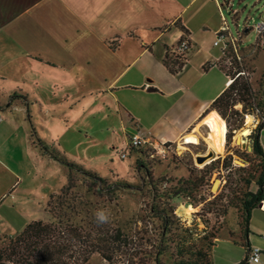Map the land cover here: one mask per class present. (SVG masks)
Here are the masks:
<instances>
[{
    "label": "crops",
    "instance_id": "1",
    "mask_svg": "<svg viewBox=\"0 0 264 264\" xmlns=\"http://www.w3.org/2000/svg\"><path fill=\"white\" fill-rule=\"evenodd\" d=\"M220 26L217 0H0V234L48 222L47 201L67 184L68 168L32 132L98 175L94 163H113L136 132L176 145L194 133L200 143L194 131L229 84L213 45ZM185 36L186 61L171 72L166 49ZM251 58L261 96L264 49ZM259 143L264 153V128ZM235 217L209 251L212 264H252L248 248L264 252V212L251 211L246 232Z\"/></svg>",
    "mask_w": 264,
    "mask_h": 264
},
{
    "label": "trees",
    "instance_id": "2",
    "mask_svg": "<svg viewBox=\"0 0 264 264\" xmlns=\"http://www.w3.org/2000/svg\"><path fill=\"white\" fill-rule=\"evenodd\" d=\"M177 45L178 42L172 48L166 49V54L170 60L169 62L165 61V64L171 72L182 68L190 50L189 47L183 54H179L176 51ZM223 56L230 59L231 67L228 72L224 70L222 65L221 69L232 81L214 99L209 111L217 112L224 119L227 116L242 117L259 114L261 122L249 135L251 143L248 146L250 148L248 153L260 159V172L255 180L249 178L245 181L246 185H250L254 181V191L244 192L238 203L229 200L226 204H221L217 210L208 208L209 205H213V202L199 194L203 187L208 184L214 166L221 162L220 158L210 162L202 170L195 167L188 168L186 170L187 177L174 179V186L162 191L159 190L160 180H154L152 175L146 171V177L152 190L149 213L158 221L157 234L154 237L142 236L141 232L134 230L125 232L110 222L98 224L96 217H92L86 225L64 222L60 217H56L57 221H32L16 236L0 237V264H86L94 254H97L104 264H212L209 259V251L215 242L212 240L217 237L212 235V240H208L206 236L200 237L197 227H187L185 223L177 220L174 215L175 209L170 204L171 199L180 197L188 204L202 205V212L210 213L213 211L220 218L226 216L229 208H236L242 219V227L245 232L251 211L258 208L261 201H264V153L259 143V133L264 128V72L261 76L263 89L259 97L260 100L255 103L257 94L252 90L249 76L240 66L242 59L238 60L234 56L231 47ZM229 56L232 58H228ZM16 97L27 103L26 98L16 96L15 93L10 96V100ZM237 104H241V110L235 109ZM205 119H210L219 125L218 120L211 115ZM226 122L227 141L229 142L232 131L239 129L241 125L232 128L227 119ZM31 136L33 137V144L44 155H48L69 170L67 184L61 188L59 194H67L74 187L72 170L83 172L99 184L106 185L105 179L78 164L68 161L55 146L43 142L35 136L34 132ZM127 149L128 155H131L135 150L143 153L151 150V147L132 148L127 146ZM239 170L241 169H235V171ZM232 183L225 181L222 186L223 190L228 193L230 189L228 186ZM52 198L53 196L49 198L46 206L50 205ZM199 214L195 213L194 216ZM203 223H207V221L204 220ZM171 260L172 262H166Z\"/></svg>",
    "mask_w": 264,
    "mask_h": 264
},
{
    "label": "rangeland",
    "instance_id": "3",
    "mask_svg": "<svg viewBox=\"0 0 264 264\" xmlns=\"http://www.w3.org/2000/svg\"><path fill=\"white\" fill-rule=\"evenodd\" d=\"M217 1L223 5L222 11L228 23L230 34L237 38L236 42L239 43L240 51L238 55L242 59L240 66L243 67L246 75L251 78V57L264 48L255 43L256 33L248 28L261 20L264 14V0ZM225 41L221 42L220 47L223 46ZM220 47L218 48L220 49ZM169 60L167 61L169 62ZM226 61L227 58L223 60L221 65L228 72L231 66L227 65ZM255 66L256 73H258L262 67V62L258 61ZM259 97L257 95L255 103L259 102ZM241 107V104H237L235 109L241 110ZM0 109H4V107L0 106ZM210 115L218 120L219 125L217 126L221 135L217 154L213 152L210 146L207 139L208 131L203 125L200 130L194 131L195 133L200 131L203 138L198 145L171 144V150L164 154H158L151 149L143 153L135 150L131 155H128L129 151L127 149V156L124 159L119 157V152H115L116 157H114L113 163H109L107 159L94 163L95 171L99 173L97 176L106 180L104 186L83 172L71 171L74 187L67 194L61 195L58 193L53 195L50 205L46 206L49 215L48 222L57 221L56 217H60L64 222L69 221L74 225H86L92 217H95L98 210H106L110 214L109 222L112 225L121 228L125 232L134 230L141 232L142 236L154 237L157 234L158 221L149 213L152 190L146 177V171L152 175L154 180H160L159 190L162 191L165 188L174 186V179L187 177L186 170L188 168L195 167L202 170L218 158L221 159V162L214 166L208 184L203 187L199 195L213 202L212 206H208L213 210H217L221 204H226L229 200L240 202L239 200L244 192L255 190L254 181L250 185H246L245 181L249 178L255 180L260 172V159L247 151V147L251 143L249 135L259 125V122H257L259 114L242 117L227 116L224 119L217 112L209 111L205 118ZM247 116L251 117L250 125H246ZM226 119L232 128L241 125L239 129L232 131L229 142L227 141ZM244 129H249L250 134L243 136L241 131ZM193 135L195 134L193 133ZM209 152L213 153L212 161L202 164L196 163L195 157L207 155ZM238 168L241 170L235 171ZM225 181L233 182L232 185L228 186L230 187L228 193L222 188ZM170 204L175 209L174 215L177 220L185 223L187 227H197L199 236H206L208 240H212V235L218 237L219 231L226 224L228 227L233 228L236 221L235 213L239 214L236 208L231 207L227 210L226 216L220 218L213 211L210 213L202 212V205L188 204L180 197L171 199ZM195 213L200 214L194 216ZM204 220L207 223H203ZM3 236L6 235L0 234V237ZM166 262H172V260ZM86 264L104 263L97 254H94Z\"/></svg>",
    "mask_w": 264,
    "mask_h": 264
},
{
    "label": "built area",
    "instance_id": "4",
    "mask_svg": "<svg viewBox=\"0 0 264 264\" xmlns=\"http://www.w3.org/2000/svg\"><path fill=\"white\" fill-rule=\"evenodd\" d=\"M227 6V4H226ZM223 5L219 4V11L221 13V26L216 33L215 40L213 42L214 46L220 47V44L223 40H226L223 44V46L220 47V50L222 51V54L224 55L227 52V49L231 47L232 52L234 56L240 60L238 52L240 51L239 43L236 42L237 38L233 37L230 34L228 23L226 21V18L224 17L223 13ZM232 14V13H231ZM249 30H253L256 33V44L262 48H264V14L261 17V20L259 23L253 25L252 27L248 28ZM254 43V44H255ZM190 43L187 37H183L179 39L178 45L176 46V51L179 54H183L184 51L189 49ZM232 58V57H229ZM227 65H230V60L227 59ZM244 74V73H240ZM238 75V74H237ZM228 82L232 81L230 77H227ZM263 121V120H262ZM0 122H1V115H0ZM257 122H261L260 118H258ZM184 141V140H183ZM142 146H148L151 147L152 150L156 151V153L164 154L171 150V143H160L157 141H151L147 138L143 137L139 132H136L135 134L131 135L128 139V147L137 148ZM127 151H123L119 154V157L121 159L126 158ZM259 210L264 212V201H261L259 205ZM261 240L264 242V234L260 236ZM264 252L256 246H251L247 250V261L252 264H259L260 258Z\"/></svg>",
    "mask_w": 264,
    "mask_h": 264
},
{
    "label": "bare ground",
    "instance_id": "5",
    "mask_svg": "<svg viewBox=\"0 0 264 264\" xmlns=\"http://www.w3.org/2000/svg\"><path fill=\"white\" fill-rule=\"evenodd\" d=\"M230 83H231V81L229 82V84ZM202 124L206 127V129L208 131V137H207V139L210 142V146H211L213 152L215 154H217L219 152L220 138H221V135H220L218 126H217V124L215 122H213L210 119L203 120L202 121ZM250 124H251V117L250 116H247L246 117V125H250ZM183 140H184L183 141L184 144H194V145H198V143H199L197 137L195 135H193V134H187V135H185V137L183 138Z\"/></svg>",
    "mask_w": 264,
    "mask_h": 264
},
{
    "label": "water",
    "instance_id": "6",
    "mask_svg": "<svg viewBox=\"0 0 264 264\" xmlns=\"http://www.w3.org/2000/svg\"><path fill=\"white\" fill-rule=\"evenodd\" d=\"M241 134L243 136H247L250 134V130L249 129H244L241 131ZM248 151H250V148L248 147ZM213 153L209 152L207 155H204V156H197L195 157V161L197 164H202V163H205L206 161H212L213 159Z\"/></svg>",
    "mask_w": 264,
    "mask_h": 264
},
{
    "label": "clouds",
    "instance_id": "7",
    "mask_svg": "<svg viewBox=\"0 0 264 264\" xmlns=\"http://www.w3.org/2000/svg\"><path fill=\"white\" fill-rule=\"evenodd\" d=\"M95 217L98 224H104L109 222L110 214L106 210H98Z\"/></svg>",
    "mask_w": 264,
    "mask_h": 264
}]
</instances>
